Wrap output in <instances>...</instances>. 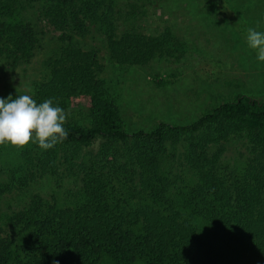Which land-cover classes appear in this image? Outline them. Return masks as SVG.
Segmentation results:
<instances>
[{"label": "trees", "instance_id": "trees-1", "mask_svg": "<svg viewBox=\"0 0 264 264\" xmlns=\"http://www.w3.org/2000/svg\"><path fill=\"white\" fill-rule=\"evenodd\" d=\"M120 1L0 0V65L30 62L48 32L60 44L29 96L62 107L68 131L0 162V264H264V100L239 93L189 124L129 130L94 72L99 47L82 45L152 59L156 38L117 33ZM227 151L245 167L222 166ZM67 180L69 204L39 192Z\"/></svg>", "mask_w": 264, "mask_h": 264}, {"label": "rangeland", "instance_id": "rangeland-1", "mask_svg": "<svg viewBox=\"0 0 264 264\" xmlns=\"http://www.w3.org/2000/svg\"><path fill=\"white\" fill-rule=\"evenodd\" d=\"M120 2L123 13L117 33L135 27L156 38L158 47L152 59L141 65H120L102 41L88 37L82 45L99 47L94 72L118 104L129 130H151L160 121L189 124L239 93L264 100V62L257 60L246 40L250 27L264 32V0ZM54 38L48 32L30 62L15 69L0 65V98L29 95L48 78L47 61L60 48ZM84 107L83 102L74 103L75 110ZM17 148L10 143L0 145V162L14 160ZM229 156L227 151L222 166L245 167V156ZM74 186L72 180L52 182L39 192L51 203L66 205L74 201L70 191Z\"/></svg>", "mask_w": 264, "mask_h": 264}, {"label": "clouds", "instance_id": "clouds-1", "mask_svg": "<svg viewBox=\"0 0 264 264\" xmlns=\"http://www.w3.org/2000/svg\"><path fill=\"white\" fill-rule=\"evenodd\" d=\"M246 40L256 51L257 60L264 62V32L250 27ZM66 120L65 110L54 106L51 98L37 104L29 95H18L14 99L9 94L6 99L0 98V145L7 142L22 148L31 141L49 150L67 139L68 131L63 126Z\"/></svg>", "mask_w": 264, "mask_h": 264}]
</instances>
